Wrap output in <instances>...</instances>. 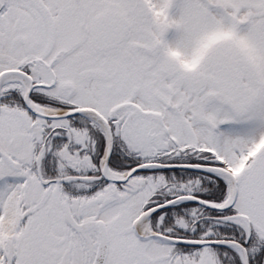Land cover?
Here are the masks:
<instances>
[{"label":"snow or ice","instance_id":"1","mask_svg":"<svg viewBox=\"0 0 264 264\" xmlns=\"http://www.w3.org/2000/svg\"><path fill=\"white\" fill-rule=\"evenodd\" d=\"M0 264H264V0H0Z\"/></svg>","mask_w":264,"mask_h":264}]
</instances>
